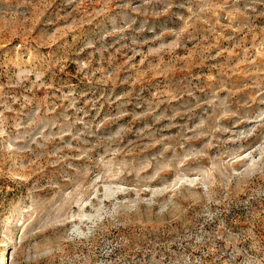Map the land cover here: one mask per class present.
<instances>
[{"label":"rangeland","instance_id":"374dc122","mask_svg":"<svg viewBox=\"0 0 264 264\" xmlns=\"http://www.w3.org/2000/svg\"><path fill=\"white\" fill-rule=\"evenodd\" d=\"M5 256L264 264V0H0Z\"/></svg>","mask_w":264,"mask_h":264},{"label":"bare ground","instance_id":"6f19581e","mask_svg":"<svg viewBox=\"0 0 264 264\" xmlns=\"http://www.w3.org/2000/svg\"><path fill=\"white\" fill-rule=\"evenodd\" d=\"M5 260H6V256L4 257V260L2 262H0V264H6Z\"/></svg>","mask_w":264,"mask_h":264}]
</instances>
